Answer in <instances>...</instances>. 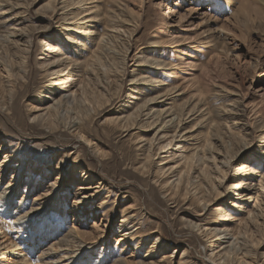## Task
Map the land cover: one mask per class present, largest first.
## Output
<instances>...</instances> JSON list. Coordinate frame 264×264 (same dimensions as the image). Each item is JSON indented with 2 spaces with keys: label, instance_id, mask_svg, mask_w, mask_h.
Masks as SVG:
<instances>
[{
  "label": "rangeland",
  "instance_id": "obj_1",
  "mask_svg": "<svg viewBox=\"0 0 264 264\" xmlns=\"http://www.w3.org/2000/svg\"><path fill=\"white\" fill-rule=\"evenodd\" d=\"M0 57V264H264V2L0 0Z\"/></svg>",
  "mask_w": 264,
  "mask_h": 264
},
{
  "label": "bare ground",
  "instance_id": "obj_2",
  "mask_svg": "<svg viewBox=\"0 0 264 264\" xmlns=\"http://www.w3.org/2000/svg\"><path fill=\"white\" fill-rule=\"evenodd\" d=\"M260 2H264V0H259ZM12 35H15V31L14 30H6V32L4 33V35L2 36V38H3V40L5 41V40H7L10 36H12ZM0 59H2V60H0V66L2 67L3 66V70H5L6 72L7 71H9V64H7V62L6 61H3V57H0ZM62 68H60L59 70H57L56 72H55V74L57 75V74H61V73H63L62 72ZM146 80H147V77H146ZM56 82L57 83H55V86H57L56 87V89L57 90H62L64 87H67V86H69V85H71L72 83H73V79H70V74L67 76V77H65V78H58V79H56ZM133 82V81H132ZM56 90V91H57ZM173 92H175V91H173ZM172 92V93H173ZM74 94H73V92H68V93H63V92H61V94H60V96H59V98L58 99H56V100H54V98L52 97V100H54V102H52V104L51 105H49V107H48V109H47V111H49V110H55L56 109V107L57 106H59V105H61V104H64V103H70L73 99H74ZM46 98H51V96H47ZM169 98V97H168ZM150 108V107H149ZM156 110V109H155ZM145 112V111H144ZM162 114V113H161ZM161 114H159V115H161ZM142 115V114H141ZM144 115V114H143ZM167 115V114H166ZM148 118H150V117H148ZM167 119V118H166ZM182 119H181V115H173V116H171L169 119H168V121H177L176 123H177V125H180V122H182L181 121ZM167 121V120H166ZM166 121H163V124L162 125H160V127L161 126H165V124H166ZM70 123V122H69ZM75 126L77 127V124L73 121L72 123H70V125L67 127L68 129L69 128H75ZM166 126H167V124H166ZM168 127V126H167ZM76 129V128H75ZM157 130V129H156ZM160 130V129H159ZM158 130V131H159ZM155 134V133H154ZM157 134V133H156ZM156 139V138H155ZM159 139V138H158ZM153 140V139H152ZM153 141H155V140H153ZM153 141H152V143H153ZM169 143H171V142H168L167 144H169ZM6 157V156H5ZM226 159V158H225ZM224 161V160H223ZM242 168H243V166H242ZM248 169V168H247ZM8 185H10V184H8ZM242 194V193H241ZM83 198H84V202H87V200H88V197L87 196H83ZM0 200H2V205H3V207H7V208H9V207H11V205H12V201H13V194H12V192L11 191H9L8 190V187H1L0 186ZM16 208V210H13L12 211V213H13V217L15 218V219H17V218H20V217H24L23 215L21 216V213L19 212V210H21L19 207H15ZM4 209V208H3ZM20 214V215H19ZM18 215V217H16ZM130 218V217H129ZM124 221V220H123ZM126 222V221H125ZM132 222V221H131ZM19 225H21L20 223H19ZM222 231V230H221ZM222 233V232H221ZM227 235V234H226ZM225 235V232H224V236H222V238H223V244H224V249L226 250V253L227 252H232V251H238V250H240V248H242V247H240V242L238 241V238L237 237H235V236H233V235H231V236H226ZM129 237V236H128ZM221 238V237H220ZM225 253V254H226ZM230 254V253H229ZM66 257V256H65ZM23 262V261H22Z\"/></svg>",
  "mask_w": 264,
  "mask_h": 264
}]
</instances>
